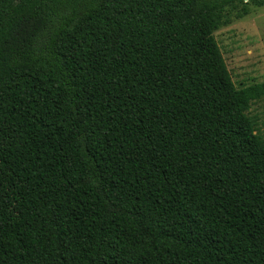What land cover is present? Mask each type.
I'll list each match as a JSON object with an SVG mask.
<instances>
[{"label":"trees","instance_id":"16d2710c","mask_svg":"<svg viewBox=\"0 0 264 264\" xmlns=\"http://www.w3.org/2000/svg\"><path fill=\"white\" fill-rule=\"evenodd\" d=\"M243 1L0 0V264H264Z\"/></svg>","mask_w":264,"mask_h":264},{"label":"rangeland","instance_id":"374dc122","mask_svg":"<svg viewBox=\"0 0 264 264\" xmlns=\"http://www.w3.org/2000/svg\"><path fill=\"white\" fill-rule=\"evenodd\" d=\"M243 2L248 3V14L237 17L236 10H227L229 23L213 31L237 88L264 81V4ZM248 114L255 118L256 132L264 139V98L254 101Z\"/></svg>","mask_w":264,"mask_h":264}]
</instances>
